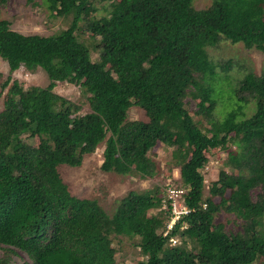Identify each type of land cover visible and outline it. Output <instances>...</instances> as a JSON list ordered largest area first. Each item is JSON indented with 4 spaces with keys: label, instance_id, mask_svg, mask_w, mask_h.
<instances>
[{
    "label": "trees",
    "instance_id": "1",
    "mask_svg": "<svg viewBox=\"0 0 264 264\" xmlns=\"http://www.w3.org/2000/svg\"><path fill=\"white\" fill-rule=\"evenodd\" d=\"M43 2L69 19L67 28L23 34L0 18V57L10 73L41 67L49 79L27 88L14 79L0 110V264H117L112 234L138 238L146 258L137 264H264V73L247 72L234 90L237 107L216 120L207 83L216 65L205 50L226 39L264 54V0H213L204 9L193 0H112L105 15L97 11L108 0ZM80 27L99 44L96 61ZM57 82L83 88L89 111L55 94ZM250 102L255 110L244 117ZM133 105L145 120H126ZM102 142V171L142 178L157 173L150 152L158 143L174 147L191 211L166 235L159 187L129 191L111 216L69 191L58 165L80 166ZM220 147L228 157L205 194L207 150ZM220 211L241 229L227 232L215 221ZM19 252L21 263L13 259Z\"/></svg>",
    "mask_w": 264,
    "mask_h": 264
},
{
    "label": "rangeland",
    "instance_id": "2",
    "mask_svg": "<svg viewBox=\"0 0 264 264\" xmlns=\"http://www.w3.org/2000/svg\"><path fill=\"white\" fill-rule=\"evenodd\" d=\"M110 1L112 0H108L105 9L99 6L97 13L100 15L107 14L111 8ZM116 1L113 0V2ZM212 1L193 0V6L196 9H204ZM0 18L7 19L11 29L23 34L53 35L69 25L68 18L52 16L43 0H4L0 4ZM79 36L87 46L91 54V60L96 61L100 52L99 44L98 46L96 45V41L89 36L85 28L80 27ZM205 50L209 60L216 65L215 74L207 77V83L212 88V95L215 99L213 116L216 120H222L229 111L238 105L234 90L244 75L249 71H253L256 74L264 73V54L256 48H246L242 42L232 43L226 39H223L218 45L207 46ZM8 77L10 78L9 80L7 79ZM14 79L23 88L31 85L45 87L49 82L45 70L41 67H37L33 71L20 67L10 73L7 62L0 57V110L8 97L7 88ZM5 82H7L6 85H4ZM53 92L80 105V114L89 111L88 94L80 86L68 82H57ZM195 102L188 99L187 108L200 128L206 131L210 124L202 116L194 113L196 109ZM254 110L255 103L250 102L244 107V117H249ZM132 119H146L143 111L134 105L126 111V120ZM25 138L36 145L37 139L34 135L25 136ZM103 149L104 142L98 145L94 153L85 155L80 166L75 167L65 163L58 165L57 169L62 179L73 195L93 199L98 207L111 216L120 203L121 198L129 191H153L156 187H159L160 196L163 199L161 209L163 211L167 210L166 198L168 196L166 194L168 186L170 184L181 185L178 164L173 152L174 147H167L158 143L152 149L150 153L156 163L157 173L155 176L147 178H142L136 172L117 174L102 171L100 164L103 160ZM231 149H234V147H231ZM207 157L208 161L202 168L205 194H207L211 182L217 178L222 161L228 157V147L210 148L207 150ZM256 191L257 189L252 191V196H254ZM168 220H165L166 224ZM215 221L223 222L227 232H236L241 229V221L235 219L234 215H228L223 211L215 215ZM165 229L160 231L164 233ZM111 238L112 244L116 249L117 264H137L138 261L146 258L138 246L137 237L112 234ZM174 238L177 241L173 243L170 240L169 245H174L180 241L177 236ZM1 253L2 250L0 249V255ZM22 258H26L22 252H19V256L13 257L17 263H21ZM255 264H263V260L261 259Z\"/></svg>",
    "mask_w": 264,
    "mask_h": 264
},
{
    "label": "built area",
    "instance_id": "3",
    "mask_svg": "<svg viewBox=\"0 0 264 264\" xmlns=\"http://www.w3.org/2000/svg\"><path fill=\"white\" fill-rule=\"evenodd\" d=\"M186 192V189L182 186H176L173 184H170L167 188V196L166 201L167 203V210H169V220L166 224L164 235L169 232V230L173 227L175 222L182 217L183 215H186L191 211V209L185 204L184 202V194ZM169 206V207H168ZM173 243L177 241V239L170 238Z\"/></svg>",
    "mask_w": 264,
    "mask_h": 264
},
{
    "label": "crops",
    "instance_id": "4",
    "mask_svg": "<svg viewBox=\"0 0 264 264\" xmlns=\"http://www.w3.org/2000/svg\"><path fill=\"white\" fill-rule=\"evenodd\" d=\"M103 159V158H102Z\"/></svg>",
    "mask_w": 264,
    "mask_h": 264
}]
</instances>
